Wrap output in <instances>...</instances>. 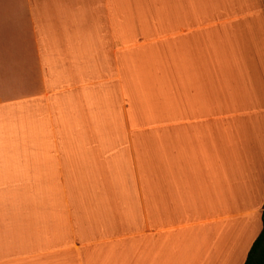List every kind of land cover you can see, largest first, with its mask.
<instances>
[{"label":"crops","instance_id":"obj_1","mask_svg":"<svg viewBox=\"0 0 264 264\" xmlns=\"http://www.w3.org/2000/svg\"><path fill=\"white\" fill-rule=\"evenodd\" d=\"M263 201L264 0H0V264H243Z\"/></svg>","mask_w":264,"mask_h":264},{"label":"trees","instance_id":"obj_2","mask_svg":"<svg viewBox=\"0 0 264 264\" xmlns=\"http://www.w3.org/2000/svg\"><path fill=\"white\" fill-rule=\"evenodd\" d=\"M262 228L253 241L243 264H264V201L261 212Z\"/></svg>","mask_w":264,"mask_h":264},{"label":"snow or ice","instance_id":"obj_3","mask_svg":"<svg viewBox=\"0 0 264 264\" xmlns=\"http://www.w3.org/2000/svg\"><path fill=\"white\" fill-rule=\"evenodd\" d=\"M253 237H255V233H253Z\"/></svg>","mask_w":264,"mask_h":264}]
</instances>
